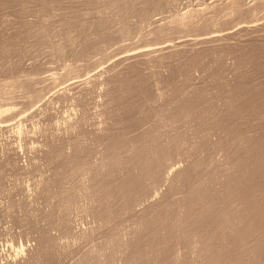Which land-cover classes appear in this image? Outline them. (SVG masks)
Returning <instances> with one entry per match:
<instances>
[{"label": "rangeland", "instance_id": "obj_1", "mask_svg": "<svg viewBox=\"0 0 264 264\" xmlns=\"http://www.w3.org/2000/svg\"><path fill=\"white\" fill-rule=\"evenodd\" d=\"M233 1L0 0V264H188L190 231L155 249L161 218L264 148V0ZM248 23L195 57L116 60ZM156 201L152 225L132 211Z\"/></svg>", "mask_w": 264, "mask_h": 264}, {"label": "bare ground", "instance_id": "obj_2", "mask_svg": "<svg viewBox=\"0 0 264 264\" xmlns=\"http://www.w3.org/2000/svg\"><path fill=\"white\" fill-rule=\"evenodd\" d=\"M224 1H226L225 3H223L224 6H227L231 3L234 4L236 2V1L234 2L233 0H224ZM220 4L222 5L221 1ZM213 7L218 9L220 5L219 4L214 5ZM256 8L257 7L249 8L250 9L249 14L252 16L256 15V11L258 9ZM180 21L182 23V20H179V22ZM257 26L258 25H251L250 23H248L242 26H237V28L234 31L231 29L227 31H221L216 34H205L204 36H200L195 40L194 38L190 40L189 38L188 40L183 38L185 40H181L179 42L173 40V42L175 43L172 44L164 42L156 45L155 47L153 46L151 48L148 47L149 49H147V47L146 49L145 48L142 50L139 49L141 50L139 52H137L136 50V53H134L133 51V54L132 52L130 53L131 55L128 53L129 55L127 54L123 57L122 56L120 58L118 57L116 60L120 62L119 64H121V62H126L125 63L127 65L126 67L132 68L133 66L145 60L146 58L144 57L150 58L152 56L151 58H153V56L157 57L161 55L163 56L168 54L170 55L176 52L182 53L183 51L182 48H184V46L186 49L188 48V50L192 48V50L190 49L189 51L192 54V56L195 57L197 54L200 53V51H197L196 49L193 50L197 45L198 46H203V45L207 46L209 44H212L211 46L218 45L224 39H230L231 38L230 36L233 37L235 36V34L238 35L243 33V35L244 34L248 35L252 33L254 30L256 32V28H258ZM262 26H264V24ZM191 44L194 46L186 47ZM205 46L201 48L203 49L205 48ZM188 50L186 54L189 52ZM199 50H201L200 47ZM192 56L190 55V58H192ZM115 62L116 61H114L115 66H119V64L116 65ZM126 67H124V72ZM105 69H107V67ZM98 75L99 72H97L93 77L97 78ZM90 77L91 76H89V79ZM116 77H119V74ZM112 79L114 78L112 77ZM110 81L112 80H109V82L107 80L108 83H110ZM79 82L77 84H79ZM73 84H76V82H74ZM73 84H71V86ZM68 86L70 87V84ZM72 87L75 86L73 85ZM7 112H9V110H4V109L0 110V116L5 115ZM262 133L264 135V132ZM261 139L264 140V136ZM251 141H249V143H251ZM253 141L255 142V140ZM245 147L250 148L248 145H245ZM261 150L262 153L260 155L259 154L253 155V153L250 157L242 155L243 156V157L241 156L242 159L240 158L238 161L236 160L237 161L236 163H234L235 161L233 162L232 160L231 163L233 162L234 164L229 163L230 166L227 165L228 164L227 162L226 166L228 167L225 166L226 171L225 170L223 171L226 172V175H228V177L227 176H226L227 178L225 177L226 178V181L224 180L225 183L219 179V182L221 181L223 185L219 187L218 190L215 189L216 191L212 192L213 188L209 190L207 186L202 185L201 183L191 186L189 190L186 192V195L178 198L176 201L180 205L178 206L177 210L180 212L175 211L174 218H170L167 212L164 218L163 217L161 218L160 222H162L163 225L166 224L168 228L164 227L162 228V231L159 235L153 234L152 238L150 237L151 239H153L152 241L155 242L156 245V246L154 245L155 249L159 251L163 250L167 243L172 242V240H174V238L176 237L174 236L176 235L175 232L179 234L178 237L181 239L190 231L191 233L189 232V236L190 235L192 236L191 237L192 242L190 244V251H189L190 256H189L188 264H264V148H262ZM188 174H190L189 168L181 169L178 170L173 175V177H171L172 175H170L171 178L170 177L169 178L171 179V183L175 182L176 184L181 185L183 182L186 181V178L189 177ZM224 176L222 177L224 178ZM169 178L163 172L161 181L166 183L169 180ZM173 183L170 185L176 186ZM125 186H127V184ZM218 186L219 185L217 184V188ZM160 206L161 203L159 201L158 202L156 201L153 202L149 206V208H147L148 210L146 209V211H136L135 209H132V211H134L133 213H135L136 216L137 215L144 216V218L148 222L150 221L149 225H152L153 222H156V219L159 216V215L156 216V214L159 213ZM178 237H176V239ZM43 250L44 247H42V252H40V254L42 253L44 257L46 256L48 258V253H44L45 251L43 252ZM44 257L42 256L40 258H44ZM153 261L154 259L151 262ZM179 261H180L179 258L174 259L173 264H180ZM159 263L161 262L159 261ZM17 264H30V263L27 260V261H20ZM154 264H157L156 261Z\"/></svg>", "mask_w": 264, "mask_h": 264}]
</instances>
